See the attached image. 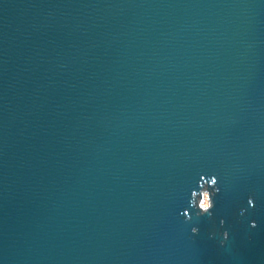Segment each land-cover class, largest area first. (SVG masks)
<instances>
[{
  "label": "water",
  "instance_id": "obj_1",
  "mask_svg": "<svg viewBox=\"0 0 264 264\" xmlns=\"http://www.w3.org/2000/svg\"><path fill=\"white\" fill-rule=\"evenodd\" d=\"M0 264H264V0H0Z\"/></svg>",
  "mask_w": 264,
  "mask_h": 264
},
{
  "label": "clouds",
  "instance_id": "obj_2",
  "mask_svg": "<svg viewBox=\"0 0 264 264\" xmlns=\"http://www.w3.org/2000/svg\"><path fill=\"white\" fill-rule=\"evenodd\" d=\"M218 179L215 176H212L210 179L201 178V182L199 185V191H192L190 205L193 208L199 209L198 215H211V210L214 208L213 197L219 193L220 188L217 187ZM211 189V191H210ZM249 205H253V200L249 198ZM243 210L241 211V215H243ZM183 215L188 219H191L188 212H184ZM221 225L224 224V221H220ZM251 227H256L255 222L251 223ZM191 232L195 235L199 232L197 227H192ZM224 239L228 238V232L225 231L223 233Z\"/></svg>",
  "mask_w": 264,
  "mask_h": 264
}]
</instances>
